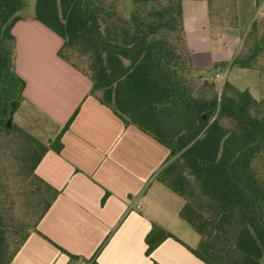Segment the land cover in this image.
Segmentation results:
<instances>
[{"label": "trees", "instance_id": "1", "mask_svg": "<svg viewBox=\"0 0 264 264\" xmlns=\"http://www.w3.org/2000/svg\"><path fill=\"white\" fill-rule=\"evenodd\" d=\"M183 1L35 0L33 16L61 38L58 56L90 80L100 104L169 150L157 180L183 200L179 216L199 237L187 249L204 264H264V99L229 82L219 91L215 80L218 70L253 69L264 46L257 39L248 55L195 67ZM25 7V0H0V152L1 128L24 100L5 44ZM74 115L48 144L24 134L33 143L24 169L42 196L36 222L56 194L34 170L48 151L60 152ZM4 217L0 200V264H10L29 230L11 248ZM167 238L177 240L153 224L145 255Z\"/></svg>", "mask_w": 264, "mask_h": 264}, {"label": "crops", "instance_id": "2", "mask_svg": "<svg viewBox=\"0 0 264 264\" xmlns=\"http://www.w3.org/2000/svg\"><path fill=\"white\" fill-rule=\"evenodd\" d=\"M257 11V0H214L210 7L184 0L193 65L232 61ZM11 33L5 47L25 83L23 104L51 123L50 140L75 115L60 152L48 151L34 170L56 196L10 264H204L187 249L199 237L179 216L183 200L157 180L169 150L90 94V80L58 56L61 38L33 12L24 10ZM231 69L239 68L223 72ZM153 224L177 240H163L146 256Z\"/></svg>", "mask_w": 264, "mask_h": 264}, {"label": "rangeland", "instance_id": "3", "mask_svg": "<svg viewBox=\"0 0 264 264\" xmlns=\"http://www.w3.org/2000/svg\"><path fill=\"white\" fill-rule=\"evenodd\" d=\"M25 1V10L33 12L35 0ZM257 9L254 21L242 38L240 54L248 55L257 39H261L260 45L264 46V0H260ZM222 72L223 70H218L215 73L225 74L222 81L215 78L219 91L223 83L229 81L238 90H249L257 101L264 99V48L258 54L253 69H231L226 73ZM1 130L0 200L5 216L7 239L13 248L21 236L35 225L42 208V196L35 190L36 184L23 165L26 161L23 159V152L25 149L30 150L33 145L24 134L48 144L51 141L53 126L22 102L13 112L10 125L7 128L2 127ZM191 232L197 238V234Z\"/></svg>", "mask_w": 264, "mask_h": 264}, {"label": "built area", "instance_id": "4", "mask_svg": "<svg viewBox=\"0 0 264 264\" xmlns=\"http://www.w3.org/2000/svg\"><path fill=\"white\" fill-rule=\"evenodd\" d=\"M224 77H225V74H222V75L221 74H216L215 75V78L219 79L221 81L224 79ZM218 99H219V95H218ZM136 207L138 208L139 205H137ZM80 264H87V262L86 261H81Z\"/></svg>", "mask_w": 264, "mask_h": 264}]
</instances>
